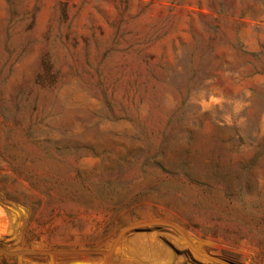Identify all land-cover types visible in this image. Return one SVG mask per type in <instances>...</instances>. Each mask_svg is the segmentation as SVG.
<instances>
[{"label":"rangeland","instance_id":"rangeland-1","mask_svg":"<svg viewBox=\"0 0 264 264\" xmlns=\"http://www.w3.org/2000/svg\"><path fill=\"white\" fill-rule=\"evenodd\" d=\"M0 264H264V0H0Z\"/></svg>","mask_w":264,"mask_h":264}]
</instances>
